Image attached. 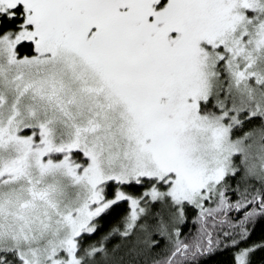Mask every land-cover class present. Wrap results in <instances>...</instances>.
I'll return each instance as SVG.
<instances>
[{
	"label": "snow or ice",
	"instance_id": "snow-or-ice-1",
	"mask_svg": "<svg viewBox=\"0 0 264 264\" xmlns=\"http://www.w3.org/2000/svg\"><path fill=\"white\" fill-rule=\"evenodd\" d=\"M258 226L264 0H0V264H264Z\"/></svg>",
	"mask_w": 264,
	"mask_h": 264
},
{
	"label": "trees",
	"instance_id": "trees-1",
	"mask_svg": "<svg viewBox=\"0 0 264 264\" xmlns=\"http://www.w3.org/2000/svg\"><path fill=\"white\" fill-rule=\"evenodd\" d=\"M264 237V226H258L253 234L252 239L254 241L261 239ZM259 259V257H258ZM231 262V252L223 251L222 253L214 256L208 264H230Z\"/></svg>",
	"mask_w": 264,
	"mask_h": 264
}]
</instances>
